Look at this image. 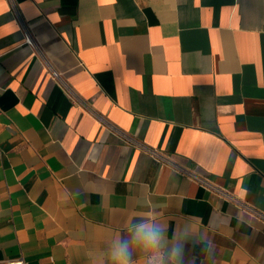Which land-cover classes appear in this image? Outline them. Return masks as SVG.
Segmentation results:
<instances>
[{
    "label": "crops",
    "instance_id": "0c3cea01",
    "mask_svg": "<svg viewBox=\"0 0 264 264\" xmlns=\"http://www.w3.org/2000/svg\"><path fill=\"white\" fill-rule=\"evenodd\" d=\"M12 1L0 0V264H104L153 206L170 238L191 221L212 241L210 254L187 243L186 261L264 264L261 220L100 120L264 213V0Z\"/></svg>",
    "mask_w": 264,
    "mask_h": 264
},
{
    "label": "clouds",
    "instance_id": "9594fccd",
    "mask_svg": "<svg viewBox=\"0 0 264 264\" xmlns=\"http://www.w3.org/2000/svg\"><path fill=\"white\" fill-rule=\"evenodd\" d=\"M140 200L141 206L148 205ZM224 219L221 223H227ZM170 225L153 210L129 220L122 234L112 237L103 252L104 264H196V258L186 261L185 245L189 242L201 245L202 253L210 254L214 245L196 226L187 221L179 229L174 228L171 238Z\"/></svg>",
    "mask_w": 264,
    "mask_h": 264
},
{
    "label": "built area",
    "instance_id": "2783aa9c",
    "mask_svg": "<svg viewBox=\"0 0 264 264\" xmlns=\"http://www.w3.org/2000/svg\"><path fill=\"white\" fill-rule=\"evenodd\" d=\"M11 1V6L13 7L14 10H16V6L14 1ZM17 13V12H15ZM20 25L23 27V33H24V43L30 45V46H35L34 40L26 28L25 24L21 19H19ZM36 47V46H35ZM53 77H60V74L58 72L52 70L51 71ZM69 93L72 94V92L68 89ZM101 122L107 126V128H110L114 133H116L119 137H121L124 142L127 144H130L132 146H136L140 150L146 152L149 154L155 161L164 164L166 166H169L173 169H175L178 172H181L182 174H185L187 177L191 178L192 180L196 181L198 184L201 186L215 192L218 196L223 197L234 204H236L242 211L247 212L248 214L254 216L255 218L261 220L264 223V213L260 211L259 209L255 208L254 206L248 204L247 202L241 200L238 196L232 194L228 190H226L223 187H220L216 185L212 180L209 178H206L198 173H196L193 169L183 166L177 161H175L172 157L167 155L166 153L162 152L161 150L148 146L141 142L140 140L136 139L132 135L126 133L125 131L119 129L118 127L110 124L103 118H100ZM7 264H25L24 259L19 257L15 258L13 260L7 261Z\"/></svg>",
    "mask_w": 264,
    "mask_h": 264
}]
</instances>
